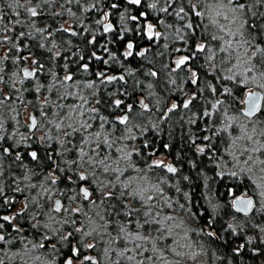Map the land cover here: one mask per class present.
Listing matches in <instances>:
<instances>
[{
  "label": "trees",
  "instance_id": "16d2710c",
  "mask_svg": "<svg viewBox=\"0 0 264 264\" xmlns=\"http://www.w3.org/2000/svg\"><path fill=\"white\" fill-rule=\"evenodd\" d=\"M19 2L23 5L22 7L17 6L15 0H0V15L3 17V23H0V99L9 97L0 105V121L4 128V131L0 132V136L3 137L0 139V188L3 189V194L14 192V208L25 196L24 193L27 194V190L30 193L28 200L33 202V206L30 207L31 212L36 213L37 203L42 201L40 198L44 196L43 193L61 192L62 202H65L69 192H77L80 186L87 185L88 181L83 182L77 179L81 164L86 162L78 160V149H84L79 142L80 131L73 132L68 127V120L66 121L70 114L67 106L70 96L64 99L60 97L61 93L71 94L75 89L74 85L78 83L80 89L92 92L94 94L92 99H95L93 103L95 109L90 107L89 113L84 114L82 118V123L87 121L92 125L84 132L90 136L89 140L92 139L91 143H94L96 133H99V139L107 134L106 136L110 139L108 142L112 144L110 146L108 144L107 147L106 143L103 144L101 141L99 152L92 148V154L95 155V161L98 164L97 172H101L104 168L102 166L101 170L98 161L100 158L104 159L108 148L110 149L108 157H113L115 160L118 158L115 145L118 142H124V132L123 125L119 123L117 117L127 113L128 124L133 125L132 129L136 131L135 143H137V151L132 154L133 147L130 146V142H125L126 149L132 148L129 164L140 169L141 176L147 175V181L154 187L156 185L160 187L162 196H173L176 199L174 205L172 204L173 210L178 217L191 221L192 237L205 246L209 262L264 264V243H261L264 241V232L259 230L260 227H264V212L255 211L252 215L245 216L234 211L231 200L245 191L250 195L253 194V187L246 176L238 173L233 176V172L227 170L232 162L227 149L231 143V137L236 134L238 121L246 118L243 115L242 101L253 85L252 81L243 79L241 75L226 79L230 76L231 66H234L231 64L233 56L230 59L227 55L230 49L220 50L225 47L226 40L211 38L217 28L209 22L206 14V9L210 7L209 0H200V2L174 0L168 12L156 11L148 7V4L154 3L155 0H143L140 7L127 4V0H79V3L75 0L72 3H68V0H54V2L49 0L48 3H44L43 0H32L31 3H27L26 0H19ZM195 2L198 11L205 12L206 15L196 17L189 11ZM112 3H118L120 6L113 9ZM166 6L165 0H159L157 9ZM33 7L37 8L39 13L37 17H31L25 10ZM180 7H184L189 13L184 20L177 18L174 14V10ZM125 9H127V16L145 12L146 18L141 17L139 23L130 19L126 20L130 31L122 32L120 15ZM253 10L264 12V7ZM105 13H110V18L116 25V31L106 36L102 32V24H97V20H102ZM169 13L173 14L169 15ZM160 19L164 21L163 24L159 22ZM252 19L264 23L262 17L257 16ZM66 22L73 25L78 32L77 35L73 36L63 30ZM146 22L157 25L167 34L166 38L161 37L157 42L147 41L144 33ZM189 22L193 24L192 29L185 27V24ZM168 25L172 26L168 27ZM178 28L182 31L177 32ZM21 33L24 35L21 36ZM121 34L124 37L123 40L119 38ZM102 35L104 37L95 44L88 43L93 36L97 38ZM247 38L245 30L243 39L247 40ZM129 41H134L135 51L131 57L125 59L123 53ZM199 44L205 45L204 52L195 51ZM102 45H106L107 51L101 47ZM257 46L264 48V39H253L248 47L255 50ZM141 48L147 49L143 57L136 55L137 52L143 51ZM93 51L103 56L105 60L109 59V53H113L116 60H109V63L105 65L91 57ZM178 54L192 57L188 66L197 74L196 84H192L189 77L190 71L186 69V65L175 68L174 57ZM81 57L84 59H80ZM260 57L261 53H257L254 61L259 62ZM28 63H33L35 67L36 76L32 79H27L23 75L22 69ZM85 63L89 64L87 73L82 70V65ZM93 70L97 73L108 71L114 75H123L124 81L103 83L95 76L89 77L95 73ZM151 72L157 75L152 76ZM65 73H72L74 79L62 84ZM92 82H94L92 88L85 87ZM65 86H67L66 91ZM225 89H230V94L226 93ZM193 95L196 98L189 108H183V102ZM43 97L47 98L48 104L50 102L49 109L46 111L50 115L54 112L57 116L56 120L63 119L66 125L67 135L61 149L58 145L60 136L57 137L56 133H53L52 143L33 141L29 147L14 150V154L2 153L3 146L11 145L10 140L15 137L16 131L27 130V127L23 125L22 109L30 107L39 114L38 107ZM117 99L122 101L119 108L115 106ZM142 100L148 105L147 111L143 106H138ZM60 101L64 103L61 105ZM173 103L178 107L169 112L168 109ZM129 105L132 108L130 112L127 109ZM16 112L18 116L14 118ZM206 112L209 115H205ZM262 113L258 117H261ZM72 126L79 128L77 124ZM8 137L12 138L5 140ZM82 144L85 145V143ZM119 146L124 147V144L120 143ZM200 148H204L203 153L199 151ZM30 150L37 152L38 159L31 158ZM18 153L21 156L19 160L16 159ZM158 155L169 157L175 163L177 172L173 174L163 168H149L152 158ZM74 160L76 163H71ZM114 164L120 163L115 161ZM107 172L110 179L115 180L117 174L112 173L114 171ZM127 172L131 171L127 170ZM51 174H55L57 178L55 184L51 182ZM162 175L163 182L160 183L159 176L162 177ZM67 177H72L75 183L69 181ZM125 177H127L126 172L120 179L123 181ZM110 184L112 195L106 197L108 203L105 209L112 215L111 221H143L148 218L144 216V210L148 206L146 204L142 206L139 197L131 198L133 195L125 185L122 190L118 183L114 184V181H111ZM17 185H21L24 193L14 190L17 189ZM122 192L123 195H121ZM2 195H0V202ZM78 198L80 199L79 195ZM44 200L42 211L51 207L50 200L46 198ZM82 200L83 204H86V201ZM126 202L133 210L139 207V211H133L131 216L125 215L129 212L128 208L130 210V207H125ZM150 202L156 205L155 213L167 207L166 203L163 201L161 203L158 197ZM180 205L184 207L181 208ZM51 209V213L58 215ZM42 219L43 217L41 220L37 219L40 225H43ZM30 220L33 221L28 213L19 215L15 222L26 232L14 233L22 234V237L27 238L31 235L38 240L43 235L40 236L37 229L30 227L32 225ZM208 221H211V224ZM229 223L236 228L235 234L228 227ZM237 225H242V229ZM207 227L215 230L214 236L207 235ZM9 228L7 233H11ZM66 230H72V228L64 227L62 232L65 233ZM2 231L4 233L5 230ZM47 233L52 232L49 230ZM249 238L252 239V243H248ZM44 243L48 242L44 241ZM240 244H244L245 247L237 257L233 249ZM19 247L14 244V250L21 252L23 249L18 250ZM8 249L12 250L11 247ZM41 250L42 253L46 252V249ZM64 252H68L67 247H64ZM61 263L62 258L59 259V264ZM118 264H124V261L121 260Z\"/></svg>",
  "mask_w": 264,
  "mask_h": 264
},
{
  "label": "rangeland",
  "instance_id": "374dc122",
  "mask_svg": "<svg viewBox=\"0 0 264 264\" xmlns=\"http://www.w3.org/2000/svg\"><path fill=\"white\" fill-rule=\"evenodd\" d=\"M194 4L196 5V2ZM196 10L198 11L197 8ZM206 12L210 20L209 22H211L212 19L216 18L215 12L212 11L211 6L206 9ZM229 16L231 18V13H229ZM160 21H163V20L160 19ZM220 22L221 24L226 23L223 20H221ZM149 23H151L154 26V28L161 31L162 32L161 36L166 38L167 34L164 33L162 30L158 29L157 25H155L153 22H146V25H148ZM238 23L237 25L230 26L232 31H236L238 27ZM64 27L69 32L71 31V29L74 28L73 25L68 22L64 24ZM215 28L217 27L215 26ZM212 34L213 36L224 35L223 33L219 32L218 28ZM213 36H211V38ZM243 37L244 35L243 36L237 35L234 38L225 36L226 41L229 39H231L232 41V48L230 49L229 52H227V55L229 56L230 59L233 56V59H231V64L234 66H231L232 69L229 70L231 72L229 75L230 76L241 75L243 79H248L252 81L253 87L250 88L248 92L249 91L251 92L262 91L264 93V87L259 86L261 84H264V76H262V73H264V65L261 66L259 64L260 62L254 61V57L252 53L255 50H252V48L248 47L249 44L245 43V40L243 39ZM153 42H155V40ZM184 56H188V55L186 54L175 55L174 63L176 62L177 59H180L181 57H184ZM188 57H189V61H188L189 63L191 62L190 59L192 57L191 56H188ZM188 63L185 65H188ZM249 68H251L252 70L248 71ZM28 69L30 71L35 70L33 63H28L25 65V67L22 69L23 75H24V71ZM188 71H190L189 77L192 80L193 72L191 71L190 67ZM66 75H68V73H65L63 75V79L65 78ZM34 77H30L27 79H32ZM74 88L75 89L71 94H69V92L61 93L60 97L64 99L66 96H70L69 97L70 100L67 105L70 110V114L67 116L66 121L68 120L67 122L69 124L71 125L77 124L78 127H80V125L82 124V118L84 114L89 113L90 107H93V103L95 102V99H92L94 95L92 92H86L80 89V86L78 85V83L74 85ZM64 90L65 91L67 90V86L64 87ZM63 103L64 101H60L61 105ZM49 104L47 102V98H44V97L41 98V101L38 107L40 111L39 114L35 113L34 110L31 109L30 107H25L22 109L23 125L27 127V130L26 131L18 130L15 132V137L13 138L11 137L12 138L11 141L13 144L12 146L14 150L29 147L33 144V141L38 142V143L49 141L50 143L52 141L51 139H53L52 138L53 133H56L57 137L60 136L58 145L60 147L59 149H61V146L63 145V140L66 138V135H67L66 125L63 122V119L60 121L56 120L57 116L56 114H54V112H53V115L52 114L50 115L46 111V109H49L48 108ZM244 105L245 104L243 103L242 109H244ZM138 106L142 107L141 102L139 103ZM127 109H128V106H127ZM262 112H261L262 113L261 117H258L261 114L260 113L256 117L249 118L245 116L246 117L245 119L242 118L241 120L238 121L236 130H235L236 134L231 137L232 138L231 143L229 144V148L227 149V153L229 154V157H230L228 158L230 159V161H232L231 164L228 165L227 170L244 175L248 178V180L251 182L252 187H253L252 189L253 194L250 195L248 192L245 191L240 196L253 197L256 200V208H261V206L264 205V196H261L260 194L262 189L261 187H258V185H264V171H262L264 170V163H261V161H264V107H263ZM33 115L35 116L37 120V127L30 130L29 116H33ZM125 115H128V114L123 113L122 115H119L117 118L119 117L121 118ZM17 116H18V113L16 112L14 114V118L15 117L17 118ZM122 125H123L122 127H123V132H124V138H123L124 142H120V143L122 145L124 144V147H120L119 142L116 144L117 146L115 145L117 149L115 151H117L118 153L117 154L118 158H116L115 160V158L113 157H108L109 155L108 152L110 151L109 148H108V151L105 153L106 156H104L103 158L106 164L111 165V169L119 168L123 171V174H125L126 172L127 173V177H125L126 181L125 180L122 181L120 179V177H122L123 174L119 175V173L115 171L112 173L119 175V180H117L116 177H115V180L113 179L111 180L110 176H108L109 173L104 171V168L102 167V165L100 168L101 170L103 168V170L101 172L100 171L97 172L98 164L95 161L96 159L95 155L92 154L93 153L92 148L94 150H98L99 152L101 141H104L105 138H107V141L110 140L108 136H106L107 134L101 137L99 140L95 137L94 143H91L90 141L92 139L89 140L90 136H88V133L84 132V129H80L79 131H80L81 136H80L79 142H80V145H82L84 149H80V148L78 149V160H80V162L84 160L86 164H81L79 173H84L88 175L89 177L87 185L84 187H88L89 191L92 193L90 199L85 200L82 194H78L79 189L81 188L80 186L77 192L72 191L66 195L65 202H62L63 207L61 211L58 213L56 212L58 215H55L50 212V209L55 206L56 200L63 201L62 193L61 192L55 193L56 191L55 192L50 191L46 194L43 193L44 196L42 195L43 197L40 198L42 199L41 201L42 203L41 202L37 203V209L35 210L36 213H34V212H31L32 209H30V207L33 206L32 204L33 202L28 200V195H30L29 190H27V194H26L22 191L23 188L21 187V185H17L16 186L17 189H14V190L20 193L23 192L25 196L20 199L19 204L14 208V215L21 213V210H23V213H28V216H33L36 214L35 215L36 220L29 221L31 224L37 223L36 221L41 220V217H43L42 219L43 225L45 221V224H51L53 228L60 227L61 231H63L64 227L65 228L67 226L71 227L72 230H68V231L66 230L65 234L69 231H73L74 228H77V227H81L85 231H88L91 228L96 227L97 230L93 232L92 235L85 238V243H93L96 245L95 249L90 250L88 254L96 256L100 264H118L121 262V260L124 261V264H140L141 261L143 262V264H216L215 262H212V263L209 262L207 253H206L207 250L204 249L205 246L202 243L198 242L196 239H194V237H192L193 227L191 225V221H188L187 219L184 220V218L178 217L177 213H175V211L173 210L172 204L176 202V199L173 198V196H169V197L168 195L162 196L161 194L163 192L161 193V190L160 192H156L155 189L158 186L156 185V187H154L149 181H147L148 179L147 175L141 176L139 172L136 171V169L138 168L136 166L133 167L131 164H129L130 158L121 159L122 154L126 155L130 153V150L132 149V148L130 150L126 149L125 146L127 144L125 145V142H130V146L133 147L132 154L134 153V151H137V147H136L137 143H135V140H136L135 132L136 131L132 129L133 125L132 126H130L129 124L127 125L122 124ZM57 126H59V128ZM249 136L251 137V140L248 139ZM24 137H28V139L25 140L23 139ZM83 140L87 142H83ZM17 141H20L19 146L16 145ZM82 143H85V145H83ZM108 144L109 142L106 143L107 147H108ZM109 145H112V144H109ZM112 148L114 147L112 146ZM82 150L83 152L87 153V155L84 156L83 159L80 158V153ZM89 157L93 158L92 163H89ZM249 157H251V159H249ZM101 159L102 158H100V160ZM115 161L119 162L120 164L113 165V162ZM157 161H159L162 165L159 168H163L166 171H167V168L165 166L167 165L175 166V163L166 155H158L156 157H153L150 165H154V163ZM245 161H247V163H245ZM111 169L109 171H112ZM249 169L251 170L249 171ZM127 170L128 171L130 170L131 172H127ZM53 177H55V174H51V180ZM111 181H114V184L118 183L119 185H121L120 187H122L121 188L122 190H124V185H126L129 181H131L130 187L125 186L127 190H129L131 193H133V191H137V192H141L145 197L149 195L153 196V198L158 197L161 203L162 201L165 203L166 201L169 202L171 204V207H169L168 203H166L167 207L164 208L162 211H157V212H159L160 217H163L166 215H171L175 217L174 221H168L164 225V227L169 229L170 235L164 240H157L155 238L159 235V233L152 231V228L153 229L158 228L160 227V225L151 224V225H145L144 228H139L137 221H111L110 217L112 215L109 212H107L105 209L106 207L105 205L108 203V200H106L107 199L106 194L112 192V187H110ZM159 182L160 183L163 182V175L162 177L159 176ZM158 188L161 189L160 187ZM78 195L80 196V199L78 198ZM44 198H46L48 201L50 200L51 207L50 208L47 207V210L42 211L43 205L45 204ZM81 198L86 201V204H83L82 202L83 200ZM236 198L231 200L232 204ZM91 201H95L96 203L93 204ZM144 204L149 206L151 205V202L147 201ZM25 205H27L26 208H25ZM126 205L129 206V203L126 202ZM77 208L80 209L79 212L74 211ZM65 209H68V211H65ZM130 209L133 210L131 207ZM137 209H139V207ZM128 211H129V208H128ZM144 211H147V209H145ZM255 211L256 210H254V212ZM153 212H154V209H153ZM254 212H252L250 215H252ZM261 212H264V211H261ZM49 213L53 217H55L56 220H59V221L68 220L69 222L63 223L62 225L56 224L54 221L49 220ZM101 217H103V219H101ZM71 220L76 221L75 225L71 223ZM143 221H139V223H143ZM43 225H40L38 228H35L40 232V236L49 232V229L43 227ZM121 225L125 226V228L127 229L129 233L135 235L137 232H139L141 235L147 236L148 240L147 241L130 240V239L123 238L124 234L119 232V228ZM206 230H207V233L215 232V230H212L211 228H208V227ZM47 234L49 236L52 235V233L51 234L47 233ZM75 235L76 236L78 235L77 237L79 238L81 234L75 233ZM41 237H39L38 240L37 238L35 240L31 235L29 236V238H27V237H22V234H18L14 239V244H17L18 246H20L19 247L20 249L18 250H22V249L23 250L21 252L14 250V252H18L19 255L11 259H8L7 257H5V261L8 262V264H13V262L14 264H42V262L43 264H49L51 260H55V264H59V259L62 257L54 256L50 251H47V250H45L46 252L42 253L41 249L43 248L39 249L37 247L35 249H32L33 243L38 244L40 242H44L41 240ZM28 241H31L32 243H28V248L26 249L24 245ZM153 243H155L156 247L159 249V251L156 253H153L151 251ZM136 244H140L141 247L137 249ZM166 245L167 247H165ZM57 246L61 247V245H57ZM3 249L4 251H7L9 253V256H11V254L13 253L12 250L8 249V246ZM29 249H32V250L29 251ZM105 249H108V253H109L108 256L104 255ZM145 249H148V251H144ZM121 252L124 253V256L119 255V253ZM176 252H180L181 255L177 256ZM140 253H143V255H141ZM160 253L163 254V257H164L163 259L157 258L159 257ZM3 255L4 253L0 252V256H3ZM37 256L41 257V259L37 260L36 259ZM127 256H134V259L128 260L126 259ZM146 256H152L153 260H146L145 259ZM61 264H63V258H62Z\"/></svg>",
  "mask_w": 264,
  "mask_h": 264
},
{
  "label": "snow or ice",
  "instance_id": "6c2138e0",
  "mask_svg": "<svg viewBox=\"0 0 264 264\" xmlns=\"http://www.w3.org/2000/svg\"><path fill=\"white\" fill-rule=\"evenodd\" d=\"M27 3H31L32 0H26ZM44 3H48L49 0H43ZM54 2V0H53ZM73 0H68V3H72ZM76 3H79V0H75ZM174 2V0H165V3L167 4L166 7H162L157 9V4L159 3V0H155L154 3H151L148 5V7H150L153 10L156 11H162V12H168L169 8L172 6V3ZM198 2H200V0H198ZM15 3L17 4V6L22 7L23 5L20 4L19 0H15ZM210 6L212 11L215 12V19L211 20V23L213 25H215L220 33H223L224 35H220V36H213V39H219L221 41H225V36H229V37H236L237 35H244V31H247V40H245V43L247 44H251L253 39L256 38H261L264 39V23H260L255 19H252L253 17H262L264 18V12H259V11H253V9H259L261 7H264V0H209ZM127 4L129 5H135L137 7H139L142 4V0H127ZM11 6V5H9ZM120 5L118 3H112L111 4V8L113 9H117ZM92 7H95V5H92ZM28 13H30L31 17H37L39 15V13L37 12V8L33 7V8H27L25 9ZM86 11L88 9H85ZM189 11L193 12L195 14L196 17H203L205 15V12H201V11H197L196 10V5L192 4ZM229 13H231V18L229 16ZM173 13H169V15H172ZM174 14L177 18L184 20L185 17H187L189 15L188 12L185 11L184 7H180L178 10H174ZM56 15H59V13H56ZM74 15V13H73ZM109 15L110 13H105L103 20H97V24H103V31L105 33H109V32H114L115 29L113 28V25L111 23H104V21H107L109 19ZM141 17L146 18V13L145 12H140L138 15H134V16H127V9H125V11L123 13H121L120 15V24L122 26V32H127L130 31V29L127 27V23L126 20L130 19L132 21H135L137 23H139V20ZM221 20L225 21L226 23L221 24ZM251 21V22H250ZM239 22V23H238ZM0 23H3V17L2 15H0ZM161 24L164 23V21H160ZM238 23V27L236 29V31H232L231 29V25H237ZM172 25H168V27H171ZM198 26V25H197ZM185 27L188 29H192L193 28V24L191 22L186 23ZM64 31H68L67 29H65ZM182 31V29H177V32ZM71 35L75 36L77 35V33L75 31H71L70 33ZM21 36H23L24 34L21 33ZM146 35L147 38L149 40L152 39H159L160 38V33L155 32L154 31V26L149 23L147 25V31H146ZM119 38L121 40L124 39L123 35L121 34L119 36ZM88 43L90 44H95L96 43V38L95 36H93V38L91 40L88 41ZM101 47H104V50L107 51V47L106 45H102ZM232 48V41L231 39L225 41V47L221 48V51H227L229 49ZM133 49H134V44L131 42H128L126 44V51L123 53V56L125 59H127L128 57H131L133 55ZM147 49L143 50V51H139L136 53V55H139L141 57H143L146 53ZM177 51H179V49H177ZM196 52H204L205 51V45L204 44H199L198 46H196L195 48ZM256 53H261V57H260V63L264 64V48H261L259 46L256 47L255 51L252 53L253 57L256 56ZM91 57H94L97 61H101L103 64L107 65L109 63V60L115 61L116 60V56L113 53H109V59L105 60L103 59L101 56H98L96 54L95 51L91 52ZM27 59V58H25ZM80 59H84V57H81ZM189 61V57L188 56H184L181 57L180 59H178L175 63H176V68H180L182 65L187 64ZM35 63V61H34ZM42 67V65H41ZM82 70L87 73L89 71V64L85 63L82 65ZM252 69L249 68L248 71H251ZM173 71H175V69H173ZM129 75H131V73H128ZM152 76H156L157 74L155 72H151L150 73ZM36 75L35 72H30L28 70L24 71V77L25 78H30V77H34ZM98 77H105L106 78V82L111 84L113 82H115L116 80H120V81H124V76L120 75V76H106V73L101 71L98 72L96 74ZM262 76H264V73H262ZM74 77L72 74H68L65 76L64 81H62L61 83H65L67 81H73ZM226 79H233L232 76L226 77ZM105 82V81H102ZM192 84H196L198 82V77L197 74L195 72L192 73V80H191ZM94 82L92 83H88L85 85V87L88 88H92L93 87ZM260 87H264V84L259 85ZM149 87H151V85H149ZM213 91H215V89H213ZM230 89H225L226 93L230 94ZM195 96L193 95L190 99H188L187 101L183 102V108H189V106L192 104L193 100H195ZM9 99V97H4L3 99H0V105H2L4 103L5 100ZM261 101H264V95H261L259 93H255V92H251L249 91L246 98L242 101L245 105H246V109L243 112L244 116L247 117H252L253 115H256L258 112H260L262 110V105H261ZM218 103H222V102H218ZM122 104L121 100H116L115 101V106L117 108H119ZM141 104L144 108L145 111L148 110V105L143 104V101H141ZM178 107L177 104L173 103L171 108L168 109L169 112H172L174 110H176ZM94 111V110H93ZM128 111H132L131 106H128ZM205 115H209V113H205ZM102 120H104L103 117H101ZM29 120H30V124H29V128L33 129L37 127V120L35 118V116H29ZM106 122V121H105ZM119 123L120 124H128V116L125 115L121 118H119ZM91 124L87 123V121H85L84 123H82L80 125L79 128H74L71 124L68 125L69 128L72 129L73 132L79 131L80 128H83L85 131H87L88 128H91ZM103 125H101L102 127ZM59 128V126H57ZM130 130V129H129ZM4 128H3V123L2 121H0V132H3ZM70 134V133H69ZM96 137L99 140L100 134L96 133ZM0 139H3L2 136H0ZM23 139H28V137H24ZM207 139V137H206ZM249 140H251V137H248ZM87 142V141H85ZM103 143H108L107 138L104 139ZM20 141L16 142V145L19 146ZM99 146V145H98ZM110 146V145H109ZM122 151V150H121ZM199 151L201 153H203L204 149L200 148ZM2 153L4 154H10V149L9 148H3L2 149ZM29 155L31 156V158L33 160L38 159L37 156V152L36 151H31L29 153ZM87 153L83 152V150L80 153V158L83 159L84 156H86ZM131 153H128L126 155L122 154L121 159H125V158H130ZM21 158L20 154L18 153L16 155V159L19 160ZM49 158L51 159V155L49 156ZM249 159H251V157H249ZM93 162V158L89 157V163ZM71 163H76V161H72ZM98 163L100 165H102L104 167V171L107 172L111 169V165L106 164L104 159H101L100 161H98ZM245 163H247V161H245ZM261 163H264V161H261ZM131 166V165H129ZM161 167V163L159 161L155 162L154 165H149V168L151 167ZM167 168V171L170 173L175 174L177 172V169L175 167H173L172 165H167L165 166ZM112 171H115L117 173H119V175L123 174V171L119 168H115V169H111ZM251 169H249L250 171ZM137 172H140V169H136ZM264 171V170H262ZM119 175H117L116 179L119 180ZM233 176H236L237 173L233 172L232 173ZM67 179L73 183H75V181H72V177H67ZM78 181H83V182H87L89 180L88 175L84 174V173H79L78 177H77ZM185 179H187V177H185ZM51 182L53 184L56 183V178L53 177ZM131 185V181H129L125 186L128 187ZM258 187H261V196H264V185H258ZM156 192H160V189L157 187L155 189ZM3 194V189L0 188V195ZM78 194H82L83 198L85 200L90 199L92 193L89 191L88 187H81L79 189V193ZM124 193L122 192L121 195H123ZM111 193H107L106 197H111ZM133 198L139 197L142 201V206L144 205V203H146L147 201H151L153 199V196L149 195L147 197H145L141 192H137V191H133L132 193ZM185 195H187V193H185ZM93 204H95V201H91ZM9 201L5 200L4 204H8ZM166 203H168V206L171 207V204L169 202L166 201ZM27 207V205H25V208ZM63 205L61 204V202L59 200L55 201V206L51 209L52 212H60L62 209ZM125 207H129V206H125ZM181 208L184 207V205H180ZM233 207L235 208V210L237 212H241L243 213L245 216H248L250 213L253 212V210L255 209L257 212H261L264 211V205L261 206V208H256V205L254 203V201L251 198L245 199L243 196L237 197L234 202H233ZM156 208L155 204H151L148 206L147 211L144 212V216L148 217L146 219H144L143 223H139V221H137V224L139 226V228H144L145 225H151V224H156V225H160V227L153 229V231L159 233V235L155 238L157 240H164L166 239L169 235H170V231L168 228L164 227V225L168 222V221H174L175 217L171 216V215H166L163 217H160L159 212H156L155 214L153 213V209ZM65 211H68V209H65ZM74 211L79 212L80 209L77 208ZM133 211H139L138 209L136 210H129V212H126L125 215H131ZM23 214V210H21V213H18L17 215H22ZM159 217V218H158ZM150 218V219H149ZM16 219V216L14 215H4V216H0V220L6 222V223H0V245H8L11 244L13 241L9 238H6V236L3 234L2 230H5L6 228V224L11 226V231L12 232H16V233H22L24 231L23 228L15 226L12 224V222ZM33 220H36L35 215L32 216ZM101 219H103V217H101ZM49 220L54 221L56 224H63V223H68V220H64V221H59L56 220L55 217H53L50 213H49ZM71 223L73 225H75L76 221L75 220H71ZM209 224H211V221H208ZM40 226L39 221H37V223L30 225V227L32 228H38ZM43 227L48 228L51 232L52 235L49 236L47 233H45L42 237L41 240L42 241H47L48 243H44V242H40L38 244L33 243L32 244V249L35 248H43L46 249L47 251H50L54 256H60L63 258V264H100V262L98 261V259L96 258V256L90 255L88 254L90 250L95 249L96 245L93 243H85V238L92 235L93 232H95L97 229L96 227L91 228L88 231H85L83 228L81 227H77L74 228L73 231H69L66 234L63 233L61 231L60 227H56L53 228L51 224H44ZM228 227L230 229H232L233 234L236 233V228L233 227V225L229 224ZM237 227H240L242 229V225H237ZM258 227V226H257ZM260 232H264V227H260L259 228ZM119 232L124 234L125 239H130V240H143V241H147L148 237L147 236H143L141 235L139 232H137L135 235L129 233L127 231V229L125 228V226L121 225L119 228ZM75 233H80V237L78 238ZM11 235V233H9V236ZM208 236H214L215 233L214 232H208L207 233ZM73 241H75V243H73ZM28 243H32L31 241H28L27 243H25L24 247L27 249L28 248ZM248 243H252V239L249 238L248 239ZM261 243H264V241H261ZM57 245H61L62 247H58ZM64 247H67L68 252L65 253L64 252ZM141 247L140 244H136V248L139 249ZM167 247V245L165 246ZM245 247L244 244H240L239 246L235 247L233 249L235 255L237 257H239L241 251L243 250V248ZM32 249H29V251H31ZM144 251H148V249H145ZM151 251L153 253H156L159 251V249L156 247V244L153 243L152 245V249ZM0 252H3L4 255L0 256V264H5V257H7L8 259H11L17 255H19L18 252H13L11 254V256H9V253L7 251H4V249L2 247H0ZM141 255H143V253H140ZM104 255L108 256V249L104 250ZM119 255L124 256V253L121 252L119 253ZM176 255L179 256L181 255L180 252H176ZM158 259H163V254L160 253L159 257H157ZM218 259H220V257H217ZM37 260H40L41 257L37 256L36 257ZM126 259L128 260H132L134 259V256H127ZM146 260H153L152 256H146L145 257ZM43 264V262H42ZM49 264H55V260H51L49 262ZM140 264H143V262L141 261Z\"/></svg>",
  "mask_w": 264,
  "mask_h": 264
},
{
  "label": "flooded vegetation",
  "instance_id": "af4514ba",
  "mask_svg": "<svg viewBox=\"0 0 264 264\" xmlns=\"http://www.w3.org/2000/svg\"><path fill=\"white\" fill-rule=\"evenodd\" d=\"M142 2H143V0H142ZM141 6V5H140ZM139 6V7H140ZM104 17V16H103ZM103 17H102V20H103ZM111 23L114 27V29H115V31H116V25H115V22L110 18V15H109V19L107 20V21H104V23ZM66 28L63 26V30H65ZM101 29H102V32H103V34H104V36H106V35H108V34H110V33H114V32H109V33H105L104 31H103V24L101 25ZM159 29V28H158ZM71 31H75L77 34H78V32L73 28V29H71ZM71 31L69 32V31H65V32H69V33H71ZM146 31H147V25H145V36H146V39H147V41H149V42H153L154 40L155 41H159L160 39H161V35H160V38L157 40V39H152V40H149L148 38H147V35H146ZM154 31L155 32H158V33H160V34H162V32L161 31H159V30H157L156 28H154ZM103 35L101 36V37H97L96 38V42H98V40H100V38H103L104 37ZM92 39V38H91ZM129 42H131V43H133L134 44V49H135V43H134V41H129ZM133 49V51H135ZM142 50H145V49H142ZM98 56H101V55H99L98 54ZM101 57H103V56H101ZM104 59V58H103ZM96 60V59H95ZM178 60V59H177ZM176 60V61H177ZM175 66H176V63H175ZM183 66V65H182ZM186 69L188 70L189 69V66L188 65H186ZM94 71V70H93ZM33 72H35V71H33ZM95 72V71H94ZM106 73V76H120V75H114V74H111L110 72H108V71H106L105 72ZM70 74H72V73H70ZM97 72H95L94 74H91L89 77H96L97 79H100V81L102 82V81H105V82H103V83H107L106 82V78L105 77H98L97 75ZM73 75V74H72ZM118 100V99H117ZM143 103H145L144 102V100H143ZM93 109H95V107H93ZM128 116V115H127ZM120 118V117H119ZM118 118V119H119ZM34 129V128H33ZM30 130H32V129H30ZM2 134V133H1ZM8 139H11V138H5V140H8ZM11 141V140H10ZM3 148H9L10 149V154H14V148H13V146H12V143H11V145L9 146V145H5V146H3L2 147V149ZM31 151H35V150H31ZM30 151V152H31ZM5 200H8L9 201V203L8 204H4V201ZM4 207H5V209H4ZM4 215H14V192L11 194H8V193H5V194H3L2 196H1V202H0V216H4ZM14 216H16V219L12 222V224L13 225H15V226H17V224H16V222L15 221H17L18 220V217H19V215H14ZM0 223H6V222H4V221H2V220H0ZM8 227H10L9 229H10V231H11V226H9V225H7L6 224V229H5V231H4V235L6 236V238H9V239H11L13 242L11 243V244H8V245H0V247H2V248H5V247H11L12 248V251L14 252V235H18V234H16V233H14V232H12L11 231V235L9 236V233H7V228ZM24 232H26V230L24 229ZM15 236V237H16ZM5 264H8V262H6L5 261ZM13 264H14V262H13Z\"/></svg>",
  "mask_w": 264,
  "mask_h": 264
},
{
  "label": "water",
  "instance_id": "95a60500",
  "mask_svg": "<svg viewBox=\"0 0 264 264\" xmlns=\"http://www.w3.org/2000/svg\"><path fill=\"white\" fill-rule=\"evenodd\" d=\"M114 27V26H113ZM28 71H30L29 69H28ZM30 72H33V71H30ZM253 92H255V93H259V94H261V95H264V93L262 92V91H253ZM247 94H248V92L246 93V96H247ZM246 96H245V98H246ZM261 105H262V110H263V107H264V101H261ZM246 109V105H244V109H243V112H244V110ZM262 110L260 111V112H258L256 115H253L252 117H250V118H253V117H256V116H258L261 112H262ZM34 116V115H33ZM247 117V116H246ZM173 167H175L174 165H172ZM245 199H248V198H251L253 201H254V203H255V205H256V200L253 198V197H244ZM60 201V200H59ZM61 202V204H62V201H60ZM234 208V207H233ZM255 210V209H254ZM254 210H253V212H254ZM234 211L235 212H237L236 210H235V208H234ZM237 213H239V214H242V215H244L243 213H241V212H237ZM251 214V213H250ZM249 214V215H250Z\"/></svg>",
  "mask_w": 264,
  "mask_h": 264
}]
</instances>
